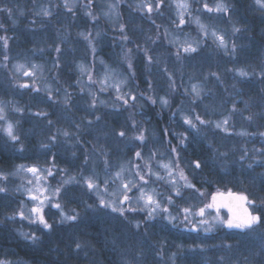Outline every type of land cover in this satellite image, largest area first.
Instances as JSON below:
<instances>
[{
  "label": "rangeland",
  "instance_id": "374dc122",
  "mask_svg": "<svg viewBox=\"0 0 264 264\" xmlns=\"http://www.w3.org/2000/svg\"><path fill=\"white\" fill-rule=\"evenodd\" d=\"M194 1L196 3L195 8L191 1L192 16H188L186 12L184 14L185 20L188 21L187 25H182L180 28H177L176 24L179 23V17L177 15L178 10L171 4V0H165L164 5L158 11H154L151 14L140 11L136 8V4L139 0H91V5L88 8H86L85 5L89 4V0H76V2L69 0L70 7L73 9L71 12L63 6V0H0V9L5 7L12 9L11 16H9L7 12L0 11V24L4 26V28L1 29V32H3V35L10 37L9 48L7 50V55L11 58L8 65L9 70L12 68L13 63H16L17 61L23 62L26 59L43 65V77L51 86L56 101L54 103L52 100H48L49 105L42 106L44 101L38 100L36 103L37 106L33 108L32 106L34 105V102L26 98L27 94L31 95L33 93L29 91V93H27L23 91L25 89L13 87L11 72L0 67V100L13 102L16 107L25 109L22 113H10L9 115V118L13 121H20V124L17 127V134L20 135V137L22 136L23 139L28 134H35L37 136L39 143L36 152L38 153H35L34 156L38 157L37 160L35 158L34 162H43L45 159L44 153L47 150L41 149L40 144L48 143L47 138L54 134L57 128H64L70 133L75 134L72 140L68 143H65L63 137H58V143L51 148V152L57 154V161L62 162L59 164L61 165L60 168H67L66 165L68 166V164L66 162L77 164V169L74 168L70 171L73 174L80 171L82 167L84 169V174L88 175L94 165L96 171L101 177L105 175L103 159L94 151H90L93 149V145H96L97 148L103 146L110 150L109 163L112 166V171L115 170V166L120 160L128 159L134 150L142 151L147 157L150 150L157 149V159L167 162V158L170 155L168 151L170 147L169 141L171 146H176L178 141L173 137L176 133L183 132H188L190 140L186 147H178L177 150L181 152L182 157L183 154L185 155V163H181V167L185 169L186 175H188L193 183V171L186 167L187 157L184 151L188 148L193 150L195 146H199L202 143V139L207 143L211 142V144H209L213 145L212 138L217 134L220 135L234 132L231 139H228L231 143L232 140H236L237 145L235 146L236 148H241V155L245 154V148L248 149L247 157L251 158L254 155H258L254 150L264 148V137L259 135V133L264 132V130L258 129L252 133L247 130L243 118L246 119L250 114L246 113L244 116H237L236 119V115L229 112L226 103H223L219 99V103L215 106L212 104L214 101L207 98V106H215L212 108L214 109L213 115L211 114L207 118L203 115L207 111L202 108L206 107L205 103H199L198 106H201L202 109L191 107L190 104L192 103V100L189 95L184 92V89L190 88L192 84H202L206 89L202 100L205 102L206 96L208 97L210 95L209 92H211L209 84L212 86L215 83L217 86H223L226 78L230 81L232 76L240 78V85L244 82L243 80H247L245 84L249 82L252 83V78L256 80L258 78V81L261 80V82L264 83V78H261L259 75L240 77L235 71H230L232 69L241 68L245 71H252L255 69L258 73L261 68H264V63H262V61H264V49H262L257 42L251 41V39L249 40L248 38L250 28L247 26V21L249 22V19L246 21L245 19L242 20L237 17L238 12L245 13L246 10H248L250 13H254V11L250 9L247 3L246 5L239 4L238 11L236 4L232 3L234 0H227L229 4L234 6L230 13L232 20L236 22L237 27L241 28L240 32L233 33L231 31L232 24L228 21L227 17L221 19V14L208 13L202 10V3L200 0ZM249 1L255 3L254 0ZM148 2H154V0H148ZM205 2L212 6L214 0H205ZM110 4L117 5V7L111 12V19L104 15V13L109 12L108 6ZM41 7L50 8L53 15L51 17L38 16L36 13L40 11ZM257 8L258 12L264 15V10H261L258 6ZM86 11H91L97 19L93 20L89 16H86ZM21 13H23V15H21ZM117 13L119 14L118 16ZM204 13L206 16L203 15ZM195 16H199L204 24L214 25L218 32L224 31L226 39L230 38V40L234 41L238 46L236 54H225L223 50L217 48L211 36L203 37V34L199 31L197 25L191 22L192 17ZM204 17H209L211 21H208ZM2 18H5L4 20L7 23V26H5ZM133 19L136 22L135 27H133L134 30L143 31H140V34H142L141 42H130V33L127 31L125 34L129 36V40L127 42L121 41V32L118 27L119 23L127 25V21L130 20V22L134 24L135 22ZM13 21H16V23L14 24ZM12 24H14L13 28ZM21 24L24 26L23 34L21 30L19 32L18 29ZM145 29L150 33L148 37L144 34ZM166 29L167 33L165 32ZM79 32H92L93 35L91 39L95 47V52H93L88 46L87 41L77 35ZM96 32H100V35L97 36ZM77 37L80 38V41L77 43V50L79 52L77 56L81 60L74 61L73 65H71L72 61H70L66 55L70 48L73 50V43ZM27 39L33 43V47L30 50H27ZM193 40H200L202 42V47L199 52L188 56L181 51L180 59H177L176 53L180 44L186 42L190 43ZM169 41L174 42L170 43ZM19 44H21L23 48L21 52H19L17 48H14ZM131 44H134L135 49H132L133 47ZM136 45L140 46V50L136 48ZM57 46L62 50L59 56H64L65 64H61L59 60V68H53V63L57 60V53L55 52ZM0 49L2 52L0 60H2L5 50L2 46H0ZM40 49L43 51H39ZM123 49H132V63L135 60L139 65V60L144 59V53L142 50H148V55L153 57V63L149 64L147 60L144 59V64L147 66L146 77L152 82V77L154 75H157V78H161V75L164 73V75H166L164 77L167 89L164 93L166 95L164 93L155 92L156 90H151L144 92L145 95L140 97L139 94L142 90L131 84V80L133 79V77H131L129 80V86L139 97L138 102L136 103L137 109H135V106L131 108L120 107L119 104L114 108L112 105L115 103V97L117 95L114 89L110 88L107 92H98L99 85L89 84V82H87V77L80 75L77 64L81 62H84L89 66L94 64L93 80H96L98 78L97 73L105 71V67L100 64V60L103 59L108 68L115 69L121 74V78L128 76L134 70V63L133 69L127 67V64L123 60ZM64 67H69L68 72L73 75L75 81H81L79 85H73L75 91L66 90L67 93L71 94L72 103L70 108H65L63 106L62 100L65 95V87L57 83V80L60 82L62 80H67L66 77L63 78L61 76L62 73H65L63 72ZM187 67L194 71L197 70L201 72V75L198 76V74H196L197 76L191 78L189 82L190 84H186L181 88V84L183 83L181 82V69H184V71L187 72ZM165 69H167V71H165ZM201 69L203 71H201ZM155 70L159 71L153 73ZM210 72L218 73L219 80L214 76H210ZM151 73H153V76ZM169 74H171V79L174 80L176 84V90L174 92L169 88ZM37 82L39 83V81ZM2 85H4L5 88L7 87L9 89H7V91L14 97H8L9 94L2 93ZM81 87L85 88L84 92L79 90ZM89 87H91L92 91L98 92L96 97L98 103L95 109L89 107V103L92 99L88 95L87 89ZM56 89H59L60 91L56 92ZM123 91H128V88H124ZM41 93L44 95V98H46L47 94L45 92ZM228 94L231 96L232 93ZM148 96H152L157 100L158 97H167L170 101V105L167 108L172 111L171 114L175 121H177L178 128L174 130L173 134L172 131L168 129L167 134L164 136L165 139H163L162 142L160 139L161 131L166 128L160 126V124L156 125L153 121V117L147 114V107L152 106V103L147 99ZM100 100H104L106 104H99ZM197 101L201 102L200 100ZM215 101H217V99H215ZM156 105L159 106L158 102L153 104L151 108H154ZM28 109H31V111ZM193 109L204 119L213 121L221 120L231 115L229 122L230 131L226 133L221 129L215 128H212L210 131L207 126H201V134L197 135L189 130L187 125L182 127V115H190ZM38 111L48 112L49 115L47 119L53 120L55 122L54 126H50L47 123V119L44 117L35 116L33 114ZM122 113L124 114V119L127 121L135 120L138 124L142 123L143 129H146L145 135L147 137V142L145 144L140 145V142L133 143L127 137L119 138L116 135L117 131L125 130L124 127L121 128V123H117V120ZM136 114H138V116ZM130 115L131 120H129ZM96 116H101V120L97 121L95 119ZM85 117L86 119H83ZM88 120L92 121L90 125L87 122ZM76 125H80L79 130H77ZM240 132H246L249 135H238L237 133ZM104 133H107V135H104ZM127 133L128 136L135 134L132 125ZM77 137L82 143H76ZM137 145L140 146L138 147ZM214 146L215 149H220V144H215ZM230 151L233 152L231 148ZM72 152L76 153L75 159H72L74 158L71 155ZM219 152L226 151L219 150ZM112 153L113 158H111ZM161 153L163 155H161ZM227 153H229V151ZM233 154L234 153H232L231 156H233ZM85 157L90 158L87 165H84ZM238 158L239 156H236V159L233 157L232 160H227V164L223 162L220 166V170H222L223 173L225 170L229 171L227 178L219 175L222 176L223 180L228 179L230 184L233 183V185L237 187V190L231 189V191L242 192L246 190L249 193L255 192L264 195V183H262L261 180V174H264V167L254 164L253 168L249 169L247 164L251 162L250 159L241 162ZM194 159L195 158H193V160ZM25 161V165L34 163L28 160ZM152 164L154 170H160L159 165H157L155 161H153ZM234 164L237 165L236 172L232 171V166ZM13 171L14 170H12V172ZM53 171H56V169H53ZM161 175H163L162 171ZM16 177L18 178L16 188L21 184H24L26 179H31L30 175L26 176L25 174L16 175ZM58 179L59 178H57V180ZM51 183L55 184L56 180H52ZM154 187H157L161 192H166L168 188L163 182H156ZM200 190L205 193L207 199H210L209 193L217 192V190H212L210 187L208 190ZM74 191L76 193V198L67 204L65 211H69L71 208H76V205H79L80 203L84 206V201L91 204L96 200L94 195L87 193L80 186H74ZM221 191L228 190L223 189ZM18 193L21 196H25V199L22 201L28 204V206H31L28 202L27 195L23 192ZM186 194L190 195V193ZM207 199L204 202H207ZM19 202L21 201L19 200L17 202V208ZM192 202L202 206V203L198 198H194ZM102 210L103 209H77L81 214V219L79 222L71 224L55 223V221L59 220L58 215L54 218L51 215H46V218L49 223H55V226L65 230L67 237L72 240L73 244L77 239L89 243V246H86L83 250H75V244L73 246L74 256H76V258H81L82 260H87L89 264H125V262H127V264L264 263V254H261L263 257L256 255L259 262L252 261L250 257H244L247 258V260L244 259V261H240V259L238 260V250H235L234 253L233 248L226 249L221 246L222 242L230 243L228 240L229 237L227 236L229 234L234 235V232L237 233L238 230L217 228V230L213 232H204L203 230L194 231L190 227H184L182 225L173 227L172 225H168L164 220H158L153 222L154 228H150L148 233L145 234L142 230L131 228L127 221L123 218H117L118 214L111 213L110 210L104 209L105 213H103L109 215L110 218L108 220H106L105 217H101L100 214L96 215L102 213ZM50 211L51 213H56L55 209H51ZM47 212L48 210H46V213ZM226 213L225 209H221V216H225ZM132 218L142 219V216L131 214L129 219ZM208 218L210 219V217ZM14 220L19 223L18 226H16V229L20 233L35 232L39 235V233L47 232V230L41 231L39 225L32 224L28 220H21L18 216L15 217ZM23 225H25V228ZM47 234L50 233H45L46 236H48ZM237 234L244 239L246 253H249L251 256L253 253L261 252V245L264 244V241L261 240L259 232L249 235ZM161 239L165 241L163 249H161L159 243ZM177 245H183V247L178 249ZM68 247H71L70 243H68ZM141 252L142 255H140ZM161 252L163 253L162 255L159 254ZM104 253L110 254L109 257L107 258ZM173 253H176L174 258L172 257ZM104 256L108 261L102 258ZM220 257H224V261H221Z\"/></svg>",
  "mask_w": 264,
  "mask_h": 264
},
{
  "label": "snow or ice",
  "instance_id": "6c2138e0",
  "mask_svg": "<svg viewBox=\"0 0 264 264\" xmlns=\"http://www.w3.org/2000/svg\"><path fill=\"white\" fill-rule=\"evenodd\" d=\"M76 2V0H73ZM202 3V10L208 13L221 14L220 18L223 19L227 17L228 21L232 24L231 31L233 33H238L241 31L240 27L236 26V22L232 20L231 10L234 7L229 4L227 0H214L212 6H210L205 0H200ZM255 4L264 10V0H254ZM165 3V0H154V2H148V0H139L136 4V8L140 11L146 13H153L158 11ZM171 4L176 7L177 15L179 17V23L176 24L177 28L182 25L186 26L188 21L185 20V12L188 16H192V4L191 0H171ZM91 0L89 4L85 5L86 8L90 7ZM63 6L68 9L69 12L73 11L70 7L69 0H63ZM109 12L104 13L106 17L111 19V12L117 5L110 4ZM0 11L7 12L9 16L12 14V9L3 8ZM38 16L51 17L53 15L52 11L48 7H41L40 11L36 13ZM23 15V13H21ZM86 16L91 19L96 20L97 17L91 12L86 11ZM119 14L117 13V16ZM192 23H195L199 31L203 34V37L211 36L213 42L216 44L217 48L224 51L225 54L235 55L237 45L230 38L226 39L224 31L218 32L214 25L204 24L199 16L192 17ZM15 24L16 21H13ZM119 30L121 32L120 40L127 42L129 36L126 35V25L124 23H119ZM159 27V26H157ZM246 27V26H245ZM4 26L0 24V29ZM167 33V29L165 30ZM78 36L82 37L87 41L88 46L95 52V47L91 39L92 32H79ZM99 36L100 32H96ZM10 37L7 35L0 36V46L5 50L3 59L0 60V67L5 70H9L8 65L11 61L9 55H7V50L9 48ZM155 42V41H153ZM173 43L174 41H169ZM202 47V42L200 40H193L192 42L181 43L179 49L177 50V59H180L181 51L188 56L196 54ZM136 48L140 50V46L136 45ZM39 51H43L40 49ZM61 48L57 46L55 52L57 53V60L53 63V68H59V55L61 54ZM144 59L147 60L149 64L153 63V57L148 55V50L143 49ZM123 60L127 64L129 69H133V63L131 60L132 49H123ZM264 63V61H262ZM100 64L105 67V71L102 73H97V79L93 80V70L95 65H86L84 62L77 64V68L81 76L87 77V82L91 85H99L98 92H107L109 89H114L117 93L115 97V103L112 107L131 108L136 105L139 97L135 94L130 86L129 80L131 77L135 76V71L133 70L128 76L121 78V74L115 69H110L105 64L103 59L100 60ZM11 72V80L13 82V87L19 89H25L29 92L36 93L37 95L41 92H45L47 100L54 99L53 91L51 86L47 83L46 79L43 77L44 66L37 64L31 60H24L23 62L17 61L12 64V68L9 70ZM167 71V69H165ZM230 71H235L240 77H249L259 75L264 78V68H261L257 73L255 69L252 71H245L244 69L237 68ZM210 76H214L219 80V74L216 72H210ZM169 88L171 91L176 90L175 81L171 79V74H169ZM39 81V83L37 82ZM76 83L79 85L80 80ZM151 88V83L148 84ZM124 88H128V91H123ZM81 92L85 91V88L81 87L79 89ZM56 89V92H59ZM88 95L92 98L89 103V107L95 109L97 107V94L98 92L92 91L91 87L87 89ZM206 89L202 84H192L190 88H185L184 92L189 95L193 103L197 100L202 101L204 98V93ZM145 93L141 92L140 97H143ZM147 99L152 103L156 104L159 100L162 107H168L170 101L167 97H158L154 99L152 96H148ZM131 102V103H130ZM71 94L67 93L65 90V95L62 100V104L65 108L71 107ZM99 104H106L104 100H100ZM142 107V105H141ZM31 111V109H28ZM24 108L16 107L13 102H6L0 100V131H2L7 138L18 144L19 151H25L23 142L20 135L17 134V127L20 124L19 120L13 121L9 118L10 113H22ZM233 112L239 111L233 105ZM35 116L48 118L49 113L46 111H38L33 113ZM101 116H96L97 121L101 120ZM83 119H86L83 118ZM183 122L188 126L189 130L201 134V126H207L215 129H221L224 132H229V122L231 115L221 120L213 121L209 119H204L199 113L194 109L190 115H182ZM247 120L251 121L253 116L249 115L246 117ZM131 120V115L129 116ZM90 125L91 120L87 121ZM47 123L50 126H54V121L47 119ZM134 133L128 136L125 130H119L116 135L119 138H128L131 142H140L143 145L147 142V137L145 135L146 129H143L142 123L138 124L135 120H131ZM124 126L122 125L121 128ZM77 130H79L80 125H76ZM168 129H163L161 131V142L164 136L167 134ZM238 135H249L246 132L237 133ZM75 134L70 133L64 128H57L56 132L50 135L48 143H41V149L47 150L44 153L45 159L43 162L36 161L32 164H18L15 166V170L11 173H5L0 171V182L9 181L10 176H16L20 174L30 175L31 179H26L24 184H21L16 188L17 192H23L28 197V202L31 206H28L25 202H19L17 210L11 215L10 218L20 217L21 220H28L32 224H37L40 226V230L47 232H52L55 230V223H77L81 219V214L76 208H71L69 211H65L67 204L76 198V193L74 191V186L82 187L87 193H90L96 197L94 203H87L84 201V207L86 209H107L111 213L118 214L117 218H123L127 221L128 225L136 230H142L143 233H148L150 228H154V223L158 220H164L168 225L184 226L190 227L194 231L203 230L204 232H213L217 228H227L238 230L241 235H249L252 233L259 232L261 240L264 241V195L259 193H249L248 191L242 192H232L228 190L227 195L217 190L216 193H209L210 199H207L205 193L197 187L196 183H193L188 175L185 173V169L181 167V161L183 159L181 152L177 150L178 147H186L190 140L188 132L176 133L173 137L178 141L176 146H171L168 149L170 155L167 158V162L157 159V149H152L148 153L147 157L140 150H134L132 155L128 159L120 160L115 166V170L112 171V166L109 163V153L110 150L101 146L97 148L93 145V151L103 159L105 175L101 177L96 171L93 165L90 174L85 175L84 169L81 167L80 171L76 173H71L68 168H60L57 161V154L51 152V148L58 143V137H63L65 143L72 140ZM107 135V133H104ZM255 135V134H252ZM260 136L264 137V132L259 133ZM76 143H82L78 137L76 138ZM211 144V142H209ZM140 145H137L138 147ZM74 146V145H73ZM217 153V157L220 159H226L228 157L227 152H219L218 149H214ZM248 149H244V155H240L238 160L245 161L250 159L251 162L247 164L249 169L253 168L254 164H258L260 167H264V148L255 149L254 152L258 155L253 157H247ZM74 158L76 153L71 154ZM161 155H163L161 153ZM89 157H85L84 165L89 163ZM155 161L159 165V171L153 169L152 162ZM186 167L191 169L194 173L196 171H203L206 167V163L201 159L188 160ZM56 169V171H53ZM161 171L163 175H161ZM59 179L57 180V176ZM52 180H56V183H51ZM262 183H264V174H261ZM156 182H163L168 186L166 192H161L154 187ZM9 189L4 186H0V193H7ZM190 193V195L186 194ZM254 197V198H253ZM198 198L200 204L193 203V199ZM207 199V202H204ZM51 209H55L56 213H51ZM221 209H227L225 216H221ZM46 210L48 212L46 213ZM131 214H136L142 216V219H129ZM46 215H51L53 218L58 215L59 220L55 223H49ZM210 217V219L208 218ZM20 235L26 241H30L32 244H38L42 237L37 235L35 232H21ZM160 247L163 249L165 241L160 240ZM239 243V241H237ZM75 250H83L86 246H89L87 241H81L77 239L74 241ZM222 247L226 249H231L233 247L230 243L222 242ZM183 245H177V248H182ZM162 255L163 253H159ZM264 254V244L261 245V252L255 253L254 255ZM142 255V252L140 253ZM176 253L172 254L174 258ZM224 257H220L221 261H224ZM247 260V258H245ZM0 264H12L8 259H0ZM127 264V262H125Z\"/></svg>",
  "mask_w": 264,
  "mask_h": 264
},
{
  "label": "trees",
  "instance_id": "16d2710c",
  "mask_svg": "<svg viewBox=\"0 0 264 264\" xmlns=\"http://www.w3.org/2000/svg\"><path fill=\"white\" fill-rule=\"evenodd\" d=\"M191 1L194 5L193 7L195 8L196 7L195 1L194 0ZM232 3L236 4L237 10L239 8V4L246 5V3L250 7V9L254 10L255 13L252 14L248 10H246L245 13L248 16H246L245 13L238 12L237 17L242 20L245 19L246 21L247 19H249V22L247 21V26L250 28L248 38L249 40L251 39V41L257 42L259 46H261V48L264 49V15L258 12V8L256 4L251 3L249 0H239V1L234 0V2ZM203 15L206 16L205 13ZM204 18L207 19L208 21H211L209 17H204ZM4 19L5 18H2V21L5 23V26H7V23L5 22ZM133 21L135 22L134 19ZM135 25L136 22L132 24L130 20L127 21L126 31L130 33V37H131L130 42H134V41L141 42L142 34H140V31L142 30L135 31L133 28L135 27ZM13 27L14 24H12V28ZM18 29L19 32L21 30L22 34L24 33L23 30L24 26H22V24L18 27ZM144 34L146 35V37H148L150 33L145 29ZM2 35L3 32H1L0 29V36ZM29 41L30 40H28V42L26 43L27 50L28 49L30 50L33 47V43ZM79 41L80 38L78 37L77 39L75 38L73 43L75 51L74 48L73 50L72 48H70V50L66 55L68 56V59L72 61L71 65H73L74 61L81 60L77 56L79 53L77 50L78 47L77 43ZM131 45L133 47L132 49H135L134 44ZM14 48H17L19 52H21V50L23 49L21 44L15 46ZM1 56H2V52L0 49V57ZM59 60L61 64L63 63L65 64L64 56L63 57L59 56ZM139 61H140V65L135 60L133 62L134 71L136 74L131 80V84L141 89L143 93L151 90L152 91L156 90L155 92L158 93H164L167 90L166 82L164 79L166 75H164V73L161 70L163 75H161V78L160 77L157 78V75L153 76V73L159 70H155L153 71V73H151V75L153 76L152 77L153 81L150 82V80L147 79L146 77L147 66L146 64H144V59H140ZM68 69L69 67L68 68L64 67L63 72L65 73L61 74V76L63 78L66 77L67 80L66 81L62 80L61 82L57 80V83L65 87L64 90H74L73 85L77 83L73 79V75H71L68 72ZM187 69H188L187 72L184 71V69H181V82H183L181 84V88L184 87V85L186 84H190L189 82L191 78L193 76H197L196 74H198V76L201 75V72L197 70L194 71L192 69H189L188 67ZM201 71L203 70L201 69ZM243 81L244 82H242L240 85L239 84L240 78H235L234 76H232V79L230 81L226 78L225 84L223 86H217L215 83L212 86L209 84L211 92H209L210 95L208 97L206 96L205 102L204 101L201 102L196 101L195 103L192 102L190 106L200 109L201 106H198L199 103H205L206 107H202V108L205 109V111L207 112H205L203 115L208 118L211 114L213 115L214 109L212 108L219 103L218 100L220 99L223 103L227 104L229 112H231L233 115H236V119L237 116H244V114L246 113L253 116V119L251 121L243 118V121L245 123V126H247L248 131L252 133L257 131L258 129L264 130V83L261 82V80L258 81V78L257 80L252 78L251 80L252 83L249 82L245 84L247 80H243ZM149 83H152L151 85L153 86V88L148 87ZM7 89H8L7 87L5 88V86L2 85L1 92L9 94L8 97H14L10 92L7 91ZM23 91L29 93L28 90H23ZM228 93H232L231 96ZM26 98L34 102L35 106L33 105L32 106L33 108L37 106L36 103L38 102V100L44 101L42 106L49 105L48 100L44 98V95L42 93H39L38 95L36 93H33L31 95L27 94ZM207 98L209 100H213L214 102L212 101L211 102L215 106H211V105L207 106V101H206ZM215 99H217V101H215ZM158 104L159 106L156 105L154 108H151L153 104L151 107H147V114L153 117V121L156 123V125L160 124V126L171 130L173 134L174 130L178 128L177 121H175V119L173 118V115L171 114L172 111L169 110V108L162 107L159 101ZM234 104L239 109V111H235V112L232 111ZM135 109H137L136 105H135ZM136 115L138 116V114ZM117 123H121V125L124 126L126 132L129 131L132 125L131 121H127L126 119H124L123 113L120 115L119 119L117 120ZM181 126L182 127L186 126L183 120H181ZM207 128L210 131L212 130L211 127H207ZM233 133L234 132H230L228 134H220V135L217 134L212 138L213 145H210L209 143H207L202 139V143L199 146H195L193 150L188 148L187 150L184 151L186 153L187 162L188 160H193V158H195V159H201L203 162L206 163V167H204L203 171L198 170L195 173L193 172V181L194 183L197 184V187H199L200 189L208 190L210 187L212 190L219 189V191L223 189L229 190L228 188H230V190L231 189L237 190V187L233 185V183L230 184L228 179L225 180L222 179V176H224L225 178L228 177L229 171L225 170V172L223 173L222 170H220V166L223 164V162L227 164V160L230 161L232 160L233 157L236 159V156H240L242 153L241 148L240 147L236 148L235 146L237 145L236 140H232V143L229 141L232 135H234ZM21 140L25 148V151L23 152L19 151L20 146L18 144H15L14 142L10 141L7 138V136L2 131H0V171H4L5 173H11L12 170H15L16 165L26 163L25 160H28L30 162H34L35 158L37 160L38 156H34L35 153H38L36 152L39 143L37 136L35 134L33 135L28 134L24 139L21 136ZM215 144H220V149L218 150H225L226 152L229 151L228 157L226 159H220L217 157V153L214 151ZM230 148L233 150V152L230 151ZM90 151H93V149ZM232 153H234L233 156H231ZM111 158H113V153L111 155ZM60 163L62 162L57 161L59 167H61V165H59ZM66 163L68 164V166L66 165V167L70 171L74 169V167L72 166V164H70V162H66ZM181 163L182 164L185 163L184 154ZM236 169H237V165L234 164L232 166V171L236 172ZM219 174L222 176H220ZM57 178H60L59 175L57 176ZM17 181L18 178L16 176H10L9 181L0 182V186L7 187L9 189L7 193H0V259H8L12 262V264H89L87 260H82L81 258H76V256H74L73 254L74 244L72 243V240L67 237L66 231L62 230L58 226H55V230L52 232H45V233H50L47 234L48 236H46L45 233H39L42 239L38 244H32L30 241H26L25 239H23V237L20 235V232L16 229V226H18L19 223L15 222L13 218H10L11 215L14 213L15 209L17 208V202L19 200L22 201L23 199H25V196H21L16 191ZM76 209H85V207L82 206V204L80 203L79 205H76ZM102 211H103L102 213H98L96 215L100 214L101 217H105V219L108 220L110 218L109 215L103 214L105 213L104 209ZM23 227L25 228V225H23ZM237 233L234 232V235L229 234L227 237H229L228 240L230 244L233 245L232 247L234 249L233 252L235 253V250H238L237 251L238 260L240 259V261H244L245 259L244 257H250L252 261L259 262L257 256L254 255L255 253H253V255L250 256L249 253L245 252L246 250L244 248V239L243 237L241 238L240 236H238ZM237 241H239V243H237ZM68 243L71 244V247H68ZM104 254L106 255L107 258L110 255L108 253H104ZM106 257L104 256L102 258L108 261ZM260 257L263 256L260 255Z\"/></svg>",
  "mask_w": 264,
  "mask_h": 264
},
{
  "label": "water",
  "instance_id": "95a60500",
  "mask_svg": "<svg viewBox=\"0 0 264 264\" xmlns=\"http://www.w3.org/2000/svg\"><path fill=\"white\" fill-rule=\"evenodd\" d=\"M222 193H224L225 195H227L228 191H221ZM232 192H237V191H232ZM227 212V209H225Z\"/></svg>",
  "mask_w": 264,
  "mask_h": 264
},
{
  "label": "bare ground",
  "instance_id": "6f19581e",
  "mask_svg": "<svg viewBox=\"0 0 264 264\" xmlns=\"http://www.w3.org/2000/svg\"><path fill=\"white\" fill-rule=\"evenodd\" d=\"M254 11V10H253ZM255 13V12H254ZM252 14V13H251ZM246 16H248L247 14H246ZM72 75V74H71ZM71 164V163H70ZM72 166L74 167V168H77V164H72Z\"/></svg>",
  "mask_w": 264,
  "mask_h": 264
}]
</instances>
